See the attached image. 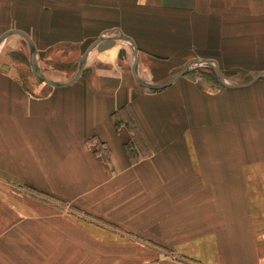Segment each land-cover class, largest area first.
I'll use <instances>...</instances> for the list:
<instances>
[{
    "label": "crops",
    "instance_id": "crops-1",
    "mask_svg": "<svg viewBox=\"0 0 264 264\" xmlns=\"http://www.w3.org/2000/svg\"><path fill=\"white\" fill-rule=\"evenodd\" d=\"M12 29L38 49L122 33L152 85L192 59L264 71V0H0ZM16 36L0 44V264H264V75L227 88L192 65L147 90L116 41L108 66L38 86L5 58Z\"/></svg>",
    "mask_w": 264,
    "mask_h": 264
},
{
    "label": "rangeland",
    "instance_id": "rangeland-1",
    "mask_svg": "<svg viewBox=\"0 0 264 264\" xmlns=\"http://www.w3.org/2000/svg\"><path fill=\"white\" fill-rule=\"evenodd\" d=\"M114 35L115 38L119 37V34L111 33L110 35L103 36V38H110L109 36ZM15 41L14 48L17 49V53L5 56L7 60L14 64V68L17 69L21 75H26L28 79L33 80V83L42 86L46 84L39 80L33 73L32 64L34 62V67L38 75L41 77L52 79L57 78L59 83H64L71 80L77 73L79 62L87 48L96 41L95 39H84L71 42L70 44L65 43H52L51 41H45L41 46L39 44V49L36 48V56H32L30 52V47L27 41L23 37H13L11 40ZM118 52L117 54L118 64L125 61L127 66L130 68L133 66L135 58L133 54L134 47L131 43L118 39ZM135 44V43H134ZM136 46V45H135ZM6 48V47H5ZM247 48V47H246ZM137 49V47H136ZM138 53V50H137ZM101 52L93 49L89 52L86 66L87 68H99L98 66H108L106 63L104 65L103 59H101ZM114 55V56H115ZM138 57V54H137ZM122 59V61H120ZM103 60V61H102ZM194 60V59H192ZM191 61V60H190ZM188 63V62H187ZM132 72V70H131ZM179 72V71H178ZM177 72V73H178ZM257 72L255 70H239V71H220V74L224 81L229 85L244 84L250 81ZM187 74L194 78L195 74L200 76L202 74L203 79L209 81L211 80L213 84L222 86L219 77L215 71V66L213 64H199L193 65L192 70ZM223 87V86H222ZM144 88V87H143ZM147 90H153L148 89ZM22 194L32 193L38 204L41 206L53 207V205L65 206L55 200L51 196L44 194L43 192L35 191V189L22 186Z\"/></svg>",
    "mask_w": 264,
    "mask_h": 264
},
{
    "label": "water",
    "instance_id": "water-1",
    "mask_svg": "<svg viewBox=\"0 0 264 264\" xmlns=\"http://www.w3.org/2000/svg\"><path fill=\"white\" fill-rule=\"evenodd\" d=\"M11 35H18V36L23 37L27 41V43L29 44L30 52H31L32 56H34V57L36 56L37 52H36L35 44L32 41V39L24 31L17 30V29H12V30H8V31L4 32L0 36V44H1V42L4 39H6L8 36H11ZM118 39H122V40L127 41V42H129V43H131L133 45V47H134L133 54H134L135 61H134V64L132 66V75H133L135 81L139 85H141L144 88H148V89H153V90L163 89V88L169 86L170 84H172L178 78L182 77L186 72H188L189 68L192 65H194V64H205V63L211 62L209 60H200V59L191 60L187 64H185V66L177 74H175L168 82H166L164 84H161V85L148 84V83L142 81L141 79H139L137 74H136V66H137V62H138V57H137V49H136V46L134 44V41L131 38H129L127 36H124L122 33H120L119 37H117V38H103V36H100L96 41H94L87 48V50L85 51V53L81 57L80 62H79V66H78V70H77V73L75 74V76L71 80H69V81H67L65 83H56V82H53V81H51V80H49L47 78H44V77H41L40 75H38V73L36 72L35 67H34V62L32 64V66H31L32 70H33V73L39 80H41L44 83H46V84H48L50 86H53V87H63V86L70 85L73 82H75L80 77V75L82 74V72L84 70V67L86 65L88 54H89L90 51H92L93 49H96L98 52H103V51H105L107 49L112 48L115 45V43H116V41ZM215 71H216V73H217V75L219 77V81H220L221 85L224 86V87H227V88L246 87V86L250 85L251 83H253L254 81L258 80L261 76L264 75V71L263 72H258L247 83L238 84V85H229V84H227L224 81V79L222 78V76L220 74V71H219V69L217 67L215 68Z\"/></svg>",
    "mask_w": 264,
    "mask_h": 264
},
{
    "label": "bare ground",
    "instance_id": "bare-ground-1",
    "mask_svg": "<svg viewBox=\"0 0 264 264\" xmlns=\"http://www.w3.org/2000/svg\"><path fill=\"white\" fill-rule=\"evenodd\" d=\"M107 58H109V56Z\"/></svg>",
    "mask_w": 264,
    "mask_h": 264
}]
</instances>
